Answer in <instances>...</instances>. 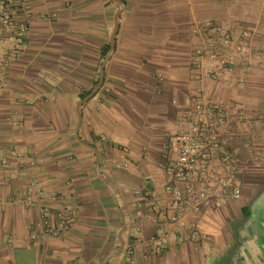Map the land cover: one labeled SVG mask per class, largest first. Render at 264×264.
<instances>
[{
  "label": "crops",
  "instance_id": "0c3cea01",
  "mask_svg": "<svg viewBox=\"0 0 264 264\" xmlns=\"http://www.w3.org/2000/svg\"><path fill=\"white\" fill-rule=\"evenodd\" d=\"M33 10L57 18L34 20L8 74L10 88L0 89V149L12 162V149L37 161L36 176L76 220L65 237L30 243L28 227L39 213L3 205L28 178L0 166V264H264V122L231 127L249 163L242 198L191 217L209 236V251L188 241L149 259L143 247L131 260L125 254L136 192L148 191L161 207L171 198L164 165L175 151L164 146L196 92L190 30L197 22L256 34L244 88L233 78L203 85L212 102L264 114V0H40ZM120 13L115 52L105 58ZM115 160L128 168H115ZM143 223L148 239L156 227L149 216Z\"/></svg>",
  "mask_w": 264,
  "mask_h": 264
},
{
  "label": "built area",
  "instance_id": "2783aa9c",
  "mask_svg": "<svg viewBox=\"0 0 264 264\" xmlns=\"http://www.w3.org/2000/svg\"><path fill=\"white\" fill-rule=\"evenodd\" d=\"M40 0H0V43L5 50L0 53V89L9 90L8 74L23 52L31 26L36 18L50 21L56 13H34L33 6ZM194 40L191 61L192 79L197 83L191 105L183 109L180 131L172 135L164 151L174 156L166 159L164 174L166 190L171 198L166 207L154 204L148 191L136 192V209L127 231L128 243L125 254L128 260L140 248H146L144 258L160 256L182 242L193 241L210 250V238L191 220L226 208L231 202L242 198L248 177V160L236 149L231 127L259 126L264 114L248 112L238 103L217 104L205 93L204 83H222L233 78L235 88L242 89L248 81L253 59V43L256 34L243 25L226 26L215 21L197 22L190 30ZM160 84L166 82L159 75ZM34 104L37 99L23 96ZM176 106H180L177 102ZM182 108V107H179ZM1 127V122H0ZM0 149V166L9 173L25 174L27 185L4 202L39 213V218L29 224L30 243L61 239L70 233L76 217L72 208L61 207L62 200L48 192L38 179L35 169L38 162L29 160L26 153L12 149L7 153ZM117 169L128 168L126 162L113 161ZM149 216L156 227L150 238L144 237L143 220ZM13 246L15 239L7 238Z\"/></svg>",
  "mask_w": 264,
  "mask_h": 264
},
{
  "label": "water",
  "instance_id": "95a60500",
  "mask_svg": "<svg viewBox=\"0 0 264 264\" xmlns=\"http://www.w3.org/2000/svg\"><path fill=\"white\" fill-rule=\"evenodd\" d=\"M120 15H121V13L118 14V16H117V25H116L115 33H114L113 40H112L110 56L115 52V38H116V36H117V34L119 32L118 20H119ZM103 72H104V67H103ZM103 82H104V74H102V78H101V81H100V86L103 84Z\"/></svg>",
  "mask_w": 264,
  "mask_h": 264
},
{
  "label": "trees",
  "instance_id": "16d2710c",
  "mask_svg": "<svg viewBox=\"0 0 264 264\" xmlns=\"http://www.w3.org/2000/svg\"><path fill=\"white\" fill-rule=\"evenodd\" d=\"M110 51H111V47L108 46V47L103 51V57L106 58V57L109 55ZM84 98H85V97H83V99H84Z\"/></svg>",
  "mask_w": 264,
  "mask_h": 264
}]
</instances>
